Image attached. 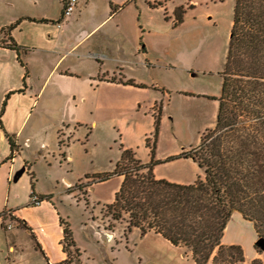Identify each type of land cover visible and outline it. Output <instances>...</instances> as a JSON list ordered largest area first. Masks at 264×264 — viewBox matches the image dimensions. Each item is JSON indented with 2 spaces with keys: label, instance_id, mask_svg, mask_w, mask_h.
Instances as JSON below:
<instances>
[{
  "label": "rangeland",
  "instance_id": "obj_1",
  "mask_svg": "<svg viewBox=\"0 0 264 264\" xmlns=\"http://www.w3.org/2000/svg\"><path fill=\"white\" fill-rule=\"evenodd\" d=\"M58 6L57 0L55 11L62 10ZM234 6L235 0H133L125 5L116 16L117 21L122 22L124 31L139 46V52L131 59L130 66H114L104 61L103 75L114 71L118 81H133L138 91L111 90L104 95L110 102L98 119L80 107L76 111H59L61 103L51 104L46 96L52 86L42 91L40 105L31 120L36 125L30 122L26 128L29 142L17 148L13 161L22 162L29 171L22 173L23 166L15 167L9 180L8 168L12 163L7 159L11 153L0 146V158L9 166L0 167V215L5 214L0 222V264H51L26 235L22 222L8 215L30 205L33 191L37 198L48 197L44 201L56 209L62 228L68 226L78 251L77 255L70 249L73 259L70 264H193L163 238L153 234L142 236L135 228L129 231L125 222H116L106 215L105 205L114 202L121 186L120 178L111 177L95 191L89 184L98 183L92 179L94 176L112 173L126 149L133 150L139 160L148 159L151 150L145 137H150L152 145L155 118L160 111L156 162L165 155L171 157L172 153L196 148L202 135L215 127L218 102L214 98L221 95ZM101 7L110 10L105 1L91 0L92 12L101 11ZM178 9L184 12L179 24ZM117 21L108 22V26L115 27ZM12 60L10 57L7 60L10 66ZM20 73L22 68L15 62L8 81L0 84V95L6 86L21 85L24 89ZM35 81L34 86L41 89L44 81ZM145 106L148 108L143 117L139 110L143 111ZM62 114L67 124L80 119L87 122L61 137L63 143L59 146L55 133L48 128L62 120ZM93 122L95 126L91 125ZM42 141L48 147L45 152L41 150ZM171 169L179 170V175L203 176L193 161L163 170L169 173ZM87 175L92 178L86 179ZM64 176L72 187L62 181ZM82 184L85 187L75 188ZM70 188L72 192H64ZM104 227L114 232V240L106 241L102 234ZM12 240L17 248L15 254L9 251ZM246 252L251 254L253 246L246 247Z\"/></svg>",
  "mask_w": 264,
  "mask_h": 264
},
{
  "label": "trees",
  "instance_id": "obj_2",
  "mask_svg": "<svg viewBox=\"0 0 264 264\" xmlns=\"http://www.w3.org/2000/svg\"><path fill=\"white\" fill-rule=\"evenodd\" d=\"M183 13L182 9L176 11L178 24ZM19 21L7 28V35ZM9 39L8 47L20 60L21 48ZM27 77L26 69L24 79ZM122 84L134 86L133 81ZM214 100L218 102L215 127L202 135L196 148L167 160L187 158L197 163L203 176L193 184L171 183L154 176L159 164L154 154L161 111L155 118L153 144L146 139L151 150L149 163H142L133 150L126 149L112 173L85 178L99 183L122 177L115 201L105 205L106 215L125 222L129 231L138 229L142 236L160 235L190 254L194 264H208L210 260L212 264H262L260 259L247 262L242 247L225 246L222 237L233 212H239L264 239V0H235L221 95ZM5 107L6 101L0 112L2 129ZM5 135L11 150L7 160H13L18 148L15 136ZM80 187L85 186L75 188ZM31 197H36L34 191ZM45 199L49 200L37 198L39 202ZM61 244L67 254L63 264H70V249L75 247L68 226L63 229Z\"/></svg>",
  "mask_w": 264,
  "mask_h": 264
},
{
  "label": "crops",
  "instance_id": "obj_3",
  "mask_svg": "<svg viewBox=\"0 0 264 264\" xmlns=\"http://www.w3.org/2000/svg\"><path fill=\"white\" fill-rule=\"evenodd\" d=\"M56 1L0 0V84L4 80L8 81L16 62L22 68L20 80L22 79L24 85V89L21 88V85L6 86L0 95V112L3 102L6 101L5 111L1 118L3 129L0 127V146L7 148L8 151L10 145L5 132L15 136L14 141L18 148L22 147L25 142H29V138L26 137V128L30 122L32 126L36 125V122L31 121L32 117L40 105L43 97L42 91L48 89L50 85L52 87L49 89V94L46 95L47 99L51 104L60 102L59 111L68 112L70 109L76 111L80 107L85 112H92L90 116L95 114L97 119L103 115L105 105L110 102L109 98L104 97V95L109 94L111 90L138 91L133 86L122 85V81L115 78L114 71L111 73L107 71L106 75H103L104 61L114 66L117 64L130 66L133 63L131 59L136 57V53L139 52V46L129 38L123 29L122 22L120 24L116 17L125 8V5L133 0H103L110 7V10L108 8L104 10L101 7V11L98 10L97 12H92L91 0H79L76 10L69 18L63 17V0H58L60 3L58 7H62V10H54ZM43 20L46 22H41ZM112 20L117 21L115 27L108 26V22ZM18 21L16 27L7 35V28ZM9 37L21 48L20 60L25 61V63L22 64L17 52L8 47L11 44ZM9 57L13 58L11 63L13 66H10L7 61ZM25 68L28 72L26 79H24ZM34 78L36 81H44L41 89L34 86ZM27 81L30 82L27 83ZM21 90L22 92H20ZM11 92L14 93L6 98ZM137 102L140 101L137 100ZM148 106L143 107V111L139 110V114H142L143 117H145ZM83 110L81 111L83 112ZM63 115L62 120L53 122L48 128L55 133L58 144L61 137H66L65 135L72 133L79 126H84L87 122L80 119V121L67 124L65 121L68 120ZM91 125L95 126V122ZM147 138L150 137L146 136L145 139ZM44 144L42 141L41 145L44 147L41 150L45 152L48 147ZM182 153H172L171 157ZM169 155L171 154L160 159L159 164L154 168L155 178L182 185L193 184L198 178L194 173L192 175L188 173L179 175L177 173L179 170L171 169L169 173L163 170L165 167L170 166L172 168L175 165H184V163L193 160L180 158L167 161L171 158L168 157ZM149 157L151 158V154ZM149 157L147 160L140 161L147 164L151 161ZM13 161L14 159L10 161L12 164L9 167L7 162L5 160L2 162L0 158V167H9L8 170L10 169L12 173L8 174L9 180L17 168L23 166L22 173L29 171L22 162L16 164L17 162L13 163ZM182 171L184 172V170ZM118 178L122 184L123 178ZM62 181L67 187H72L71 181L66 176L62 178ZM103 183L106 182L91 184L90 188L95 191L96 187ZM66 191L72 192L73 189L64 190V192ZM4 215H0V222H3ZM8 215L24 224V232L34 241L39 251L47 257V261L51 264H63L67 260V254L63 251L61 244L63 228L60 225L56 209L49 202L42 201L34 204L32 199L30 205L19 207ZM15 228L22 230V228ZM100 231L97 229V232ZM102 234L106 241L114 240V232L107 228L102 231ZM150 234L161 237L154 233L147 235ZM109 235L111 238H108ZM258 239L253 223L244 219L241 213L233 212L224 231L222 244L241 246L243 250L245 249L244 254L247 262L260 259L264 264V251L258 250L256 247ZM166 242L169 244L167 240ZM251 246H253V252L248 254L246 247ZM171 247L180 251L181 257L192 260L191 255L185 254L181 248L173 245ZM9 251L13 254L17 251L13 240L10 241ZM208 264H212V260Z\"/></svg>",
  "mask_w": 264,
  "mask_h": 264
},
{
  "label": "built area",
  "instance_id": "obj_4",
  "mask_svg": "<svg viewBox=\"0 0 264 264\" xmlns=\"http://www.w3.org/2000/svg\"><path fill=\"white\" fill-rule=\"evenodd\" d=\"M79 0H63V10L65 18H69L73 12L76 10ZM33 203L38 204L39 200L37 198H33ZM10 229V228H9Z\"/></svg>",
  "mask_w": 264,
  "mask_h": 264
},
{
  "label": "water",
  "instance_id": "obj_5",
  "mask_svg": "<svg viewBox=\"0 0 264 264\" xmlns=\"http://www.w3.org/2000/svg\"><path fill=\"white\" fill-rule=\"evenodd\" d=\"M108 238H111V235H109ZM256 247L259 248L260 250L264 251V239L263 238H259L257 240Z\"/></svg>",
  "mask_w": 264,
  "mask_h": 264
}]
</instances>
